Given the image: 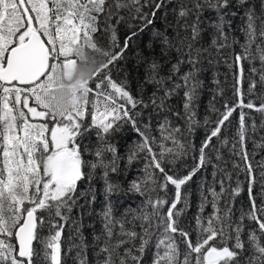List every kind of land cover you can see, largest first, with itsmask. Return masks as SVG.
<instances>
[{
  "label": "snow or ice",
  "instance_id": "1",
  "mask_svg": "<svg viewBox=\"0 0 264 264\" xmlns=\"http://www.w3.org/2000/svg\"><path fill=\"white\" fill-rule=\"evenodd\" d=\"M170 3L171 0H0V264H64V229L81 198L88 200L91 195L89 203H94L91 182L98 171H102L104 180L105 205L99 213L101 234L93 242L97 264H145L149 253L150 264H264V159L256 162V153L247 149L249 133L264 130V92L250 98L257 86L264 89V0L259 15L255 6L244 11L240 31L245 42L241 52H233L230 65L239 68L235 102L225 99L223 111L212 107L219 113L218 119L186 174L167 167L190 150L197 151L194 145L183 142L185 129L170 126L165 116L159 124L158 140L140 130L137 119L143 112L136 109L151 107L158 114H171L166 102L182 91L183 112L174 115L184 121L189 133L194 131L198 123L196 101L202 87L197 65L202 63L204 53L210 54L212 49L221 53L237 43L235 39L232 44L228 42L225 25L231 28V21L226 17H235L237 13L230 9L234 5L244 8L249 0H177L173 9L175 26L166 13L164 31H156L154 37L165 50L162 55L175 48L180 58L166 75H160L164 67L161 63L155 59L148 63L145 79L156 85L157 91L145 103L129 91L126 80L117 81L111 76L112 67L124 58L131 39L137 35L132 31L120 47L117 26L128 23L131 28L129 22H136L143 31ZM208 10L216 14L211 27L217 34L205 47L203 16ZM102 22L111 49L119 47V51L103 50L96 42ZM169 29L174 35H169ZM88 52L94 54L93 59L98 58V66L82 82L80 99L64 106L53 104L49 81L56 67L79 64L78 57ZM245 62L250 65L252 77L247 99L243 87ZM181 65L188 66L182 75ZM257 75L259 80L254 78ZM94 81L93 88L90 85ZM218 94L223 96V90ZM237 111V138L231 141L226 159L222 150L230 141L224 132ZM252 113L260 114L259 124L254 118L248 123ZM204 123H209L208 118ZM129 124L140 141L130 150L128 162L143 155L145 167L143 176L134 180L127 191L143 199L137 209H128L117 217L111 197L121 189L109 177L118 172L120 156L110 137ZM90 131H95L99 140L94 149L81 143ZM260 140L262 143L256 146L264 147V136ZM85 153L93 159H86ZM209 167L211 181L205 176L199 185V203L192 217L193 239L191 226H182L191 207L188 189L193 178ZM85 180L89 181L88 188L81 191ZM245 185L248 206L234 218V199ZM208 207L211 212L205 217ZM45 227L48 235L42 237L40 232ZM73 229L81 237V244L76 246L81 250L79 264H88L80 226L73 223Z\"/></svg>",
  "mask_w": 264,
  "mask_h": 264
},
{
  "label": "trees",
  "instance_id": "2",
  "mask_svg": "<svg viewBox=\"0 0 264 264\" xmlns=\"http://www.w3.org/2000/svg\"><path fill=\"white\" fill-rule=\"evenodd\" d=\"M255 6L257 15L260 14L261 10V0H249V3L244 6V8H237L235 5L230 9V11H235L237 15L235 17L227 16L226 20L231 21V28L225 25V31L228 35V42L232 44L235 39L237 43L233 44L232 47L225 49L221 53H217L215 49L211 50V53H204L202 63L197 65L200 68L198 79L202 81V87L198 92V100L196 101V120L194 131L188 132L187 128L184 126V121L177 119L174 115L175 112H183V92L173 95L166 102L165 107L171 109V114L164 112L158 114L151 107L144 110L142 107H138L136 111L143 112L142 117L137 119V125L141 131H146L149 136H154L158 140L160 138L159 124L163 122L164 117L168 116L170 120V126H180L183 127V142L187 144L194 145L197 151H189L187 156L183 159L176 161L175 165H167L169 170L173 168L186 174V169L190 168L194 164L193 156L198 155V148L202 141L204 140L206 134L215 125V121L218 119V112H213L211 109L215 107L216 109L223 111V103L225 99L235 102L234 85L235 77L239 74L238 67H230L233 64V52L239 53L242 51L241 45L245 42V37L243 32L240 31L243 23L244 11L248 7ZM177 7V0H171V3L165 8L161 9L158 13L156 20L152 25L147 26L143 31H140L141 25L136 22L132 23L130 28L128 23H122L117 26V35L119 46H123L124 39L131 35L132 31L137 32L130 41V46L124 53V58L119 60L115 66L111 69V76L114 80L124 81L126 80L129 91L137 98L143 99L145 103H148L153 92L157 91V87L154 84L146 82V72L148 68V63L155 59L158 63H161L163 71L160 75H166L168 73L171 64H175L180 58L179 54L176 52L175 48L168 50L166 55H162L165 50L162 49L160 40L154 37L156 31L163 32L165 29V21L163 17L167 13L168 21L175 26V16L173 9ZM216 14L210 10L206 11L203 16V43L205 47H208L211 42V38L216 35V31L211 27L212 23L215 21ZM105 24L102 22L100 24V31L96 34L95 40L98 45L103 50L111 49V42L109 35L104 32ZM169 35H174L171 29L168 30ZM184 33L181 31V36ZM178 43V42H177ZM199 46V45H197ZM113 51H119V47L111 49ZM94 54L88 52L87 54L81 53L78 59L81 63L77 64L74 74L70 80H66L64 77L63 66H57L55 69V76L49 81V85L53 89L50 93L52 103L57 106H64L76 102L80 99V94L78 90L82 86V82L88 79L92 71L98 66L97 59H93ZM84 61H87L85 64ZM170 61V62H169ZM227 61V62H225ZM257 68L260 67L259 61L255 62ZM250 65L244 63V91L247 97V87L249 80L252 78L249 74ZM188 71L187 65H181V75ZM259 80V76L254 77ZM95 81L92 83L94 88ZM171 87V85H169ZM223 90V96L218 93ZM264 92L259 86L256 88V92L253 94L252 99ZM162 95L161 92H157V97ZM245 111H248L245 109ZM151 113V118L149 114ZM205 118H208L209 123L205 125ZM256 120L259 124L261 117L259 113H252L248 119V123L251 124L252 119ZM90 123V116L87 117ZM239 111L233 114L231 118V123L225 129L224 135L229 138L230 143L227 148L223 149V154L226 159L229 158L230 149L232 147L231 141L236 137V131L238 127ZM148 126L147 129L145 126ZM250 139L247 143V149L249 153L255 152V161L259 162L264 159V147H257L256 144L262 143L260 138L264 136V130H258L256 133H249ZM223 138V137H222ZM140 141L139 134L132 128V126L124 125L122 129L113 134L110 137V142L117 147L120 159L118 160V172L110 174V181L114 184L120 185V191L111 197L115 214L117 217L122 215L128 209H137L141 204L143 197L138 196L135 193L128 192L130 184L143 176V169L145 167V160L143 155L139 156L131 164L128 162V155L130 150L135 144ZM255 142V143H254ZM81 143L84 145L91 146L93 149L98 145L99 140L96 136L95 131H90L82 139ZM167 146L171 147V142H166ZM214 145H217V141H213ZM159 151V149H156ZM85 158L92 160L93 157L88 153H85ZM230 167V164H229ZM212 169L209 167L207 170H202L198 175L193 178V181L189 185V191L191 192L190 204L191 207L185 214L183 218V225H190L193 229V239H195V220L192 219L197 211V204L199 203V185L201 181L207 176V180L210 182ZM236 177H233L235 181ZM245 179L244 175H240V180L243 182ZM92 187L95 191V201L94 203H89L92 197L88 196V200L81 198L77 207L71 214L72 218L69 220L67 227L64 229L63 233V259L64 264H79L80 259V248L76 247L81 244V237L75 233L73 229V223L80 226V231L82 233L83 244L87 245L86 254L88 257V264H97L96 257L94 255L97 250L93 246L94 237L101 234L102 221L99 213L105 205L104 196V180L102 178V171H98L95 175L94 180L91 182ZM89 181L85 180L81 183V191H85L88 188ZM260 186H256V193L259 194ZM248 206L247 202V190L246 185L244 191L240 193L239 196L234 199V218H238L242 209H246ZM211 212V207L205 209V217ZM40 235L47 236L48 228L45 227L41 230ZM103 239V237H101ZM151 253L145 258V264H150Z\"/></svg>",
  "mask_w": 264,
  "mask_h": 264
},
{
  "label": "water",
  "instance_id": "3",
  "mask_svg": "<svg viewBox=\"0 0 264 264\" xmlns=\"http://www.w3.org/2000/svg\"><path fill=\"white\" fill-rule=\"evenodd\" d=\"M77 64L70 62L67 67H63L64 77L68 81L72 78Z\"/></svg>",
  "mask_w": 264,
  "mask_h": 264
},
{
  "label": "rangeland",
  "instance_id": "4",
  "mask_svg": "<svg viewBox=\"0 0 264 264\" xmlns=\"http://www.w3.org/2000/svg\"><path fill=\"white\" fill-rule=\"evenodd\" d=\"M59 66V65H58Z\"/></svg>",
  "mask_w": 264,
  "mask_h": 264
}]
</instances>
